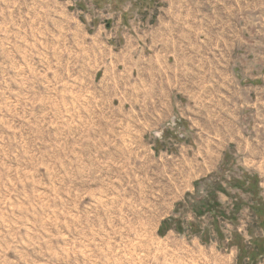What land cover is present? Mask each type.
Instances as JSON below:
<instances>
[{
    "label": "rangeland",
    "instance_id": "1",
    "mask_svg": "<svg viewBox=\"0 0 264 264\" xmlns=\"http://www.w3.org/2000/svg\"><path fill=\"white\" fill-rule=\"evenodd\" d=\"M259 205L264 0H0V264H264Z\"/></svg>",
    "mask_w": 264,
    "mask_h": 264
},
{
    "label": "crops",
    "instance_id": "2",
    "mask_svg": "<svg viewBox=\"0 0 264 264\" xmlns=\"http://www.w3.org/2000/svg\"><path fill=\"white\" fill-rule=\"evenodd\" d=\"M228 38L227 34L225 36V33L222 32V35L219 37V41L217 43V46L219 47L218 49H220L221 51L219 52V54L223 57V56H229V54L232 56V61H231V65L232 66H235L238 64V66H242L244 67L245 69H243L244 72H246L247 74L250 73L252 71V64L248 63L246 64V60H243V59H240V55H241V52L249 55L250 53L249 50L250 48L248 47V43L246 42L244 36H242V33L239 29V25L237 27V30L236 31H233L232 32V47H225V44H224V41ZM231 52V53H230ZM245 54H242V55H245ZM229 65V61L226 62V65L224 63V59L222 58L220 60V70H219V73H220V79L218 81V84H220V86H223L224 85V82H223V75H224V71L225 69H223L225 66V68H227V66ZM252 73V72H251ZM246 76V75H245ZM248 76V75H247ZM253 78H257V77H253ZM163 87V86H161ZM233 102V100H232ZM220 105V102L218 103ZM221 105H223V103H221Z\"/></svg>",
    "mask_w": 264,
    "mask_h": 264
},
{
    "label": "trees",
    "instance_id": "3",
    "mask_svg": "<svg viewBox=\"0 0 264 264\" xmlns=\"http://www.w3.org/2000/svg\"><path fill=\"white\" fill-rule=\"evenodd\" d=\"M247 190H250V188L247 189ZM260 206H264V205H259V207ZM261 210H264V209L255 208V210H254L255 213L257 212L256 215H258L259 220L260 219H264V212H262ZM164 224H165L164 227H166L167 226L166 224H168V221H166ZM258 224H259L260 227H262L261 225H263V227H264V223L262 221H260ZM253 250H254L253 254H251L250 252H248L247 249H245L243 247V245H241V247H240V253H242V254H245V255H248V256H252V257L259 256V255H263L264 254V241L256 240Z\"/></svg>",
    "mask_w": 264,
    "mask_h": 264
},
{
    "label": "bare ground",
    "instance_id": "4",
    "mask_svg": "<svg viewBox=\"0 0 264 264\" xmlns=\"http://www.w3.org/2000/svg\"><path fill=\"white\" fill-rule=\"evenodd\" d=\"M174 163V162H173ZM159 187V186H158Z\"/></svg>",
    "mask_w": 264,
    "mask_h": 264
}]
</instances>
